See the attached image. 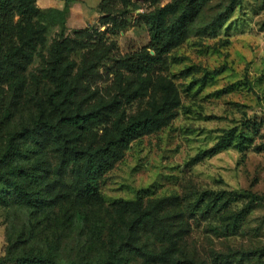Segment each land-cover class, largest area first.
<instances>
[{
	"label": "rangeland",
	"instance_id": "obj_1",
	"mask_svg": "<svg viewBox=\"0 0 264 264\" xmlns=\"http://www.w3.org/2000/svg\"><path fill=\"white\" fill-rule=\"evenodd\" d=\"M39 1L38 7L50 9L42 8ZM72 1L78 0L68 2ZM84 1L96 5L101 0ZM229 2L209 0L190 36L160 54L151 73L128 64L130 56L138 53L157 55L140 15L168 5L177 9L186 0L125 4L114 0L117 12L110 18L104 20L97 7L96 20L76 28L67 25V18L63 25L52 11L36 18L33 28L15 15L6 41L19 49L18 59L9 60L0 77V148L9 130L35 121L39 102L49 104V94L58 88L52 70L54 45L62 39L69 46L66 78L77 89L75 104L116 105L115 112L106 110L102 126L93 130L96 140L107 136L119 117L151 112L164 103L172 115L161 128L134 140L105 174L98 206L84 222L74 221L70 211L63 219L72 220L61 224L63 209L54 219L58 210L42 217L0 202V264H13L8 262L10 250L21 253L34 247L49 249L63 259H103L110 231L132 217V210L122 204L132 205L141 196L152 201L174 197L180 204L192 224L184 239L191 259L186 264H264V0H241L226 24L219 26L216 20ZM24 52L30 53L29 59ZM17 61L23 63V78L13 71L21 65ZM7 110L10 117L5 119ZM231 134L229 146L204 154ZM52 157L57 165L55 192L73 191L76 173L69 169L60 175L59 161ZM203 193L205 204L222 195L227 209L207 221L193 216L189 207ZM229 224L238 227L228 231ZM20 234L23 243L14 248ZM146 235L147 247L158 250L159 242ZM128 264L163 263L154 257L131 256Z\"/></svg>",
	"mask_w": 264,
	"mask_h": 264
},
{
	"label": "trees",
	"instance_id": "obj_2",
	"mask_svg": "<svg viewBox=\"0 0 264 264\" xmlns=\"http://www.w3.org/2000/svg\"><path fill=\"white\" fill-rule=\"evenodd\" d=\"M208 1L186 0L177 9L168 5L140 15L150 30L157 55L154 56L148 51L132 55L129 66L140 72H153L159 64L160 54L169 52L190 36L193 24ZM122 2L125 4L127 0ZM240 3L241 0H230L225 11L217 18V25L224 26ZM98 8L104 14V20L117 12L114 0H101ZM47 11L54 12L65 25L68 5L64 9L44 10L36 5V0H0V77L4 73L5 64L11 59H18L16 51L19 49L6 41L14 27L15 15H21L22 20H25L24 25L33 28L34 20L43 18ZM119 26L124 29L126 27L122 20L119 21ZM78 32L84 34L85 30ZM68 47L65 39L54 45L52 70L56 72L58 88L49 94V104L39 102L35 121L9 130L0 148V182L4 188L0 191V202L19 205L42 217L51 216L53 210H58L54 219L60 216L63 209L61 224L72 220L63 219L70 211L74 221L82 223L87 220L98 206L101 181L105 174L123 157L124 151L134 140L161 128L172 115L164 103L151 112L129 118L119 117L112 130L106 131L107 136L96 140L93 130L102 126L106 110L115 112L116 105L104 104L85 108L82 104H75L77 89L66 78V70L70 67V61L65 57ZM30 56V53L24 52L25 59ZM19 62H16L18 66L21 64ZM22 67L23 63L13 69L17 77L23 78ZM9 110L5 112V119L10 117ZM240 137L247 138L245 135ZM231 140L232 134L224 136L204 154H216L229 146ZM52 154L59 161L60 175L69 169L76 173V187L73 191L55 192L56 184L53 179L57 165L54 166ZM145 198L139 197L132 205L122 204L126 210H132V217L128 222H123L122 227L110 231L107 237L108 251L103 259H63L49 249L34 247L24 248L21 253L10 250L8 262L128 264L131 256L144 259L154 257L163 264H186L188 260L191 261L184 239L190 233L192 224L181 210L180 204L175 202L176 198H160L154 201ZM206 200V193L198 196L189 207L190 213L207 221L216 212H222L228 207V201L222 195L210 199L207 204ZM236 227V224H229L227 229L233 232ZM148 233L159 242L158 250L147 247L145 240ZM23 240L24 234H20L13 242L14 248L19 247Z\"/></svg>",
	"mask_w": 264,
	"mask_h": 264
},
{
	"label": "crops",
	"instance_id": "obj_3",
	"mask_svg": "<svg viewBox=\"0 0 264 264\" xmlns=\"http://www.w3.org/2000/svg\"><path fill=\"white\" fill-rule=\"evenodd\" d=\"M96 5H90L84 0L67 2V0H40L42 8L64 9L68 5L67 25L72 28L82 27L89 22L95 21L99 15Z\"/></svg>",
	"mask_w": 264,
	"mask_h": 264
}]
</instances>
